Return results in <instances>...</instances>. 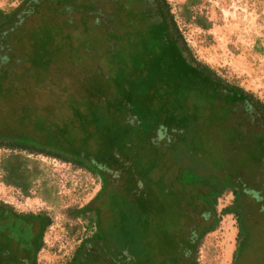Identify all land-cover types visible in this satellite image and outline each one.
<instances>
[{
	"label": "rangeland",
	"instance_id": "obj_1",
	"mask_svg": "<svg viewBox=\"0 0 264 264\" xmlns=\"http://www.w3.org/2000/svg\"><path fill=\"white\" fill-rule=\"evenodd\" d=\"M54 1L37 25L3 44L0 62V110L20 114L5 120L8 131L18 126L36 144L72 151L82 142L90 168L0 148V161L20 153L38 168L25 196L3 182L0 167V203L50 222L36 264H157L168 254H146V240L162 230L160 243L171 251L170 235L185 228L177 222L212 211L195 264H264V178L252 155L229 149L234 126L223 125L225 109L211 104L203 77L189 71L198 87L178 63L150 62L159 44L143 21L123 24V10L109 12L103 0L74 8ZM165 1L179 44L264 103V0ZM25 2L0 0V10ZM228 206L231 214L223 212ZM15 235L0 236V264H22Z\"/></svg>",
	"mask_w": 264,
	"mask_h": 264
},
{
	"label": "flooded vegetation",
	"instance_id": "obj_2",
	"mask_svg": "<svg viewBox=\"0 0 264 264\" xmlns=\"http://www.w3.org/2000/svg\"><path fill=\"white\" fill-rule=\"evenodd\" d=\"M81 1L83 0H64L65 3H70L71 7L67 4V7L69 8H74L72 4L79 6L77 4ZM55 2L56 1L54 0H34L33 3V0H26V2L19 8L9 12L0 13V62H4V56L7 53V48L3 47V44L8 43L7 41L11 39H14V41L19 40V33L22 32L23 29L29 27L32 28L37 25L40 22L39 17L44 14L45 9L52 6L56 7V4L58 3L56 2L55 4ZM102 7H107L109 12L123 10V13H121L123 24H127L128 26H137L140 21H143V24L147 25L149 29L147 31L151 32L152 36H165V38H167L164 41L167 48L169 47L170 49L171 47L175 53H178L179 48L182 49L178 41L179 39L172 35L174 33V29L168 23L167 17L164 15L160 0H103ZM68 11L71 13L72 10L69 9ZM14 31H16V35H14ZM2 77L3 75L0 74V81ZM0 92L2 91L0 90ZM1 95L2 99H4L5 95H3V92ZM223 99L224 100L219 103L220 107L225 109V116L227 114V117L222 121L223 125H227L226 123L232 124L234 126V131L236 132L229 149L233 150L234 153L240 150L243 151L244 149V151H247L248 154L252 155L254 159L251 163L254 165V171L257 173V179L263 181L261 179L264 178V119L260 117V114L257 113L253 105L248 100L242 99L229 107L225 104V97ZM8 103L10 104V102ZM9 104L8 106L11 108L15 106L13 104ZM6 109L7 108H5V110H0V138H7L12 134H17L20 139H23L24 137L28 138L26 131L24 129H17L18 126L16 124L13 125L17 126V128H11V131H8V127L5 125V120H11L12 117L19 114V111L15 108L12 109L10 113L9 110ZM4 111L7 115L4 114ZM4 117H6V119ZM11 122L16 123L14 121ZM9 125L11 126L12 124L9 123ZM14 129L16 130L14 131ZM242 130L245 131V134H242ZM38 149L42 148L39 146ZM45 153L46 152L44 151L36 150V153L28 154H39L51 157ZM54 154L57 155L60 154V152L55 151ZM254 193L258 195L259 191ZM235 199L237 198H233V205L235 203ZM210 213L213 214V211L206 213L201 212V214L199 213L198 215L192 214L189 215L191 222L187 221L189 217L187 220L186 218H182V220L177 222L178 224L182 223L181 226H184L185 228L180 232V227L178 226L176 228L177 230L170 235L173 241V248L171 251L175 252V256L170 255L169 252L171 251L167 250V246H163L162 243H160L163 237L162 230L156 231L154 242H149L148 240L145 241L147 246V248H145V253L158 255L168 254L163 256L157 264H193V262H195V254L198 248L200 233L206 228H210L209 219L205 218V214L207 216V214ZM200 216H203L204 219H199ZM213 217L215 218V216ZM175 257L179 259L178 262ZM23 261L25 263V260ZM23 261H21L22 264ZM135 264L149 263L145 260H141Z\"/></svg>",
	"mask_w": 264,
	"mask_h": 264
},
{
	"label": "trees",
	"instance_id": "obj_3",
	"mask_svg": "<svg viewBox=\"0 0 264 264\" xmlns=\"http://www.w3.org/2000/svg\"><path fill=\"white\" fill-rule=\"evenodd\" d=\"M160 1L161 8L164 11V15L167 17L168 23L174 29V33L172 35L174 37H177L178 39H182L181 33L178 30L176 22L174 21L172 14L169 11L167 2L165 0ZM0 13H2L1 10ZM144 36L140 39V41H145L143 40ZM148 38L151 40L150 37ZM153 39L156 40L160 48L156 56H151L149 58L150 62L164 63L166 62L165 60L168 59L173 62H176L183 69L180 75H182L183 77L190 78L191 83L197 84L198 87H208L207 89L209 91L207 92H210V95H212L213 97V99L211 100L212 105H214L215 102L220 103V101L224 100V97L225 104L229 107L237 101H241L242 99L248 100L253 105L257 113L260 114V117L264 119V103L261 100L256 98L251 92H247L237 85H230L223 82L211 68L197 61L192 56L189 48L185 43L183 44V46H181L182 49L179 48L178 53H175L171 47L169 50L165 47L164 41L165 39H167L165 38V36H153ZM162 47L164 49L163 53ZM170 51L175 54V57L169 53ZM159 54L160 56H158ZM189 71L194 74H200L203 77V85L199 84L197 78H193ZM1 91L3 92V95H5V89ZM19 115L20 114L14 117H18ZM226 117L227 116H225V118ZM78 143H80L81 146H79V148H74L75 150L72 151V146L70 145H68L69 148L66 147V145L64 148L54 147L52 145H40L32 142L29 137H24L23 139H20L17 134H12L7 138H0V148H7L17 151H26L27 153H36V150L44 151L46 152V155H49L51 157H57L58 159H63L64 161H72L78 166L89 168L81 158L84 157L83 155L86 150L83 147L85 146L82 142ZM39 146L42 149H38ZM101 150L102 149L99 146V148H97V150L95 151V155L97 157H102V151L104 150ZM55 151H59L60 154H54ZM29 162L31 161L25 155L14 152L10 153L6 157H3L0 161V167L3 172V182L7 185H12L18 188L25 196L29 195L33 182L39 174L38 168L36 166H33L31 168L29 167ZM46 191L47 193L51 192V190ZM101 191L99 192V194L101 193ZM230 208V206L226 207L223 212L230 213ZM49 223L50 222L48 218L44 214H16L10 206L0 203V236L1 238H5V236L11 235V238H13L14 234H16L15 236H18L20 238L17 241L15 240L14 242H16L15 244L17 245V247L22 249V260H25L26 264H36V254L42 244L43 233ZM205 233L206 230L202 231L200 233V237H202ZM178 261L179 259H177V262Z\"/></svg>",
	"mask_w": 264,
	"mask_h": 264
},
{
	"label": "crops",
	"instance_id": "obj_4",
	"mask_svg": "<svg viewBox=\"0 0 264 264\" xmlns=\"http://www.w3.org/2000/svg\"><path fill=\"white\" fill-rule=\"evenodd\" d=\"M231 214V213H230ZM207 229L209 230V228H206L205 230L207 231ZM204 231V230H203ZM201 237L199 236V239H200ZM193 264H195V262H193Z\"/></svg>",
	"mask_w": 264,
	"mask_h": 264
}]
</instances>
